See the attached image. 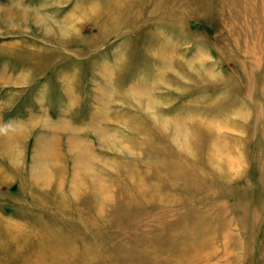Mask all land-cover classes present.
Here are the masks:
<instances>
[{"label": "rangeland", "instance_id": "374dc122", "mask_svg": "<svg viewBox=\"0 0 264 264\" xmlns=\"http://www.w3.org/2000/svg\"><path fill=\"white\" fill-rule=\"evenodd\" d=\"M0 264H264V0H0Z\"/></svg>", "mask_w": 264, "mask_h": 264}]
</instances>
